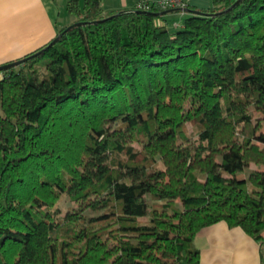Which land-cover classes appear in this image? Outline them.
<instances>
[{"label":"trees","instance_id":"obj_1","mask_svg":"<svg viewBox=\"0 0 264 264\" xmlns=\"http://www.w3.org/2000/svg\"><path fill=\"white\" fill-rule=\"evenodd\" d=\"M144 3L67 0L0 70V264H199L219 220L264 250V0Z\"/></svg>","mask_w":264,"mask_h":264},{"label":"crops","instance_id":"obj_2","mask_svg":"<svg viewBox=\"0 0 264 264\" xmlns=\"http://www.w3.org/2000/svg\"><path fill=\"white\" fill-rule=\"evenodd\" d=\"M67 0H0V64L18 59L50 41L58 27L74 20L66 11ZM141 0H100L102 13L133 7ZM159 1V0H153ZM196 7H209L211 0H184ZM185 10L171 12L167 20L180 25ZM1 77V74H0ZM264 238V230H262ZM194 243L199 264H262L264 250L239 226L224 220L200 228Z\"/></svg>","mask_w":264,"mask_h":264},{"label":"rangeland","instance_id":"obj_3","mask_svg":"<svg viewBox=\"0 0 264 264\" xmlns=\"http://www.w3.org/2000/svg\"><path fill=\"white\" fill-rule=\"evenodd\" d=\"M187 126H188V129H190L189 123H187ZM262 130H264V122H263ZM148 171H150V172L153 171V168H150ZM240 175H242V174H240ZM146 178L147 179L150 178L148 173L146 174ZM141 198L144 201H146V203L148 204V206H147V210H148L149 209V204H150V201H151L150 196L148 194H143V195H141ZM71 207H73V203L68 199L67 196H62L59 199L58 203H57V211H59L60 213H63L65 210H67V209H69Z\"/></svg>","mask_w":264,"mask_h":264},{"label":"water","instance_id":"obj_4","mask_svg":"<svg viewBox=\"0 0 264 264\" xmlns=\"http://www.w3.org/2000/svg\"><path fill=\"white\" fill-rule=\"evenodd\" d=\"M173 9L170 8V9H166V10H163L161 12V14H164V13H167V12H171ZM180 10H185L187 11V9L185 8H181ZM76 22L72 23V24H69L68 26H66L65 29L69 28L70 26L74 25ZM59 35V34H58ZM58 35L54 36L49 42H48V45L52 44L58 37ZM39 52V51H38ZM36 52V53H38ZM24 60V58H19V59H15V60H12V61H8V62H4L2 64H0V70H2L3 68H6V67H10V66H14L20 62H22Z\"/></svg>","mask_w":264,"mask_h":264},{"label":"built area","instance_id":"obj_5","mask_svg":"<svg viewBox=\"0 0 264 264\" xmlns=\"http://www.w3.org/2000/svg\"><path fill=\"white\" fill-rule=\"evenodd\" d=\"M161 7H176L184 3V0H159L156 1ZM136 6L138 8H146L147 4L144 3V0L137 2Z\"/></svg>","mask_w":264,"mask_h":264}]
</instances>
